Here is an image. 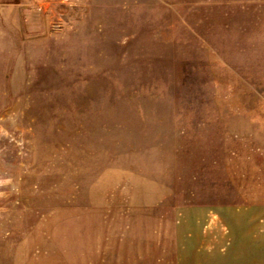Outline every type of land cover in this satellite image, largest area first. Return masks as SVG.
<instances>
[{
    "label": "rangeland",
    "instance_id": "rangeland-1",
    "mask_svg": "<svg viewBox=\"0 0 264 264\" xmlns=\"http://www.w3.org/2000/svg\"><path fill=\"white\" fill-rule=\"evenodd\" d=\"M0 264H264V0H0Z\"/></svg>",
    "mask_w": 264,
    "mask_h": 264
},
{
    "label": "crops",
    "instance_id": "crops-1",
    "mask_svg": "<svg viewBox=\"0 0 264 264\" xmlns=\"http://www.w3.org/2000/svg\"><path fill=\"white\" fill-rule=\"evenodd\" d=\"M28 0H26V2H27ZM25 3V2H24Z\"/></svg>",
    "mask_w": 264,
    "mask_h": 264
},
{
    "label": "built area",
    "instance_id": "built-area-1",
    "mask_svg": "<svg viewBox=\"0 0 264 264\" xmlns=\"http://www.w3.org/2000/svg\"><path fill=\"white\" fill-rule=\"evenodd\" d=\"M67 1H69V0H67Z\"/></svg>",
    "mask_w": 264,
    "mask_h": 264
}]
</instances>
